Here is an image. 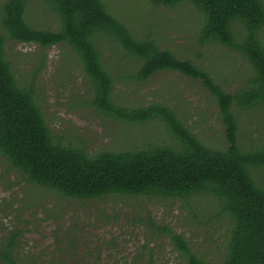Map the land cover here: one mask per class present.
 I'll list each match as a JSON object with an SVG mask.
<instances>
[{
  "label": "rangeland",
  "instance_id": "1",
  "mask_svg": "<svg viewBox=\"0 0 264 264\" xmlns=\"http://www.w3.org/2000/svg\"><path fill=\"white\" fill-rule=\"evenodd\" d=\"M6 0H0V11ZM106 10L140 40H155L163 50L207 71L225 91L249 86V62L236 50L217 43L202 45L204 15L189 1L174 6L151 0H102ZM264 2V0H263ZM1 13V12H0ZM25 19L35 30L56 32L60 17L44 0H27ZM232 30L237 42L246 34L241 22ZM0 35H5L0 26ZM264 46V26L259 30ZM5 52L19 85L33 88L57 145L122 152L175 146L160 119L145 124L120 122L94 106V90L80 60L66 44L42 48L6 37ZM96 46L114 80L113 101L136 109L168 107L211 150H225L226 127L214 97L198 80L173 72L148 81L134 78L142 63L127 56L111 38ZM243 151L264 147V103L252 110L233 106ZM257 182L263 169H254ZM214 196L190 199L108 196L91 201L68 199L28 181L0 154V264L10 255L19 264H188L171 236L184 237L193 253L222 264L228 253L230 222L218 216Z\"/></svg>",
  "mask_w": 264,
  "mask_h": 264
},
{
  "label": "trees",
  "instance_id": "2",
  "mask_svg": "<svg viewBox=\"0 0 264 264\" xmlns=\"http://www.w3.org/2000/svg\"><path fill=\"white\" fill-rule=\"evenodd\" d=\"M60 17L56 32L35 30L25 19L27 0H6L0 13V154L28 181L72 200L91 201L108 196L190 199L214 196L218 216L230 222L228 253L222 264H264V179L257 182L254 169L264 170V147L243 151L238 142V120L233 106L252 110L264 103V46L259 30L264 26L263 0H187L205 18L202 45L217 43L238 51L251 65L249 86L234 93L216 84L211 75L190 60L161 49L155 40H140L112 16L102 0H44ZM174 6L185 0H151ZM241 22L246 34L237 42L232 30ZM114 40L142 63L134 76L142 82L158 73L173 72L198 80L214 97L226 127L227 148H207L168 107L153 104L136 109L113 101L114 80L105 69L96 39ZM42 48L66 44L80 60L94 90V106L104 115L124 123L145 124L160 119L175 139V146H155L122 152L86 150L57 145L44 115L35 102L33 88L19 85L6 58L7 38ZM188 264H213L198 258L184 237L171 236ZM7 264H19L10 255Z\"/></svg>",
  "mask_w": 264,
  "mask_h": 264
}]
</instances>
